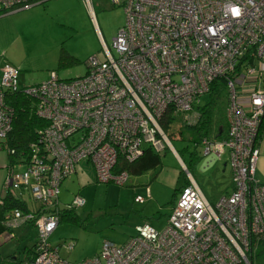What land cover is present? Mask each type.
<instances>
[{
	"label": "built area",
	"instance_id": "2783aa9c",
	"mask_svg": "<svg viewBox=\"0 0 264 264\" xmlns=\"http://www.w3.org/2000/svg\"><path fill=\"white\" fill-rule=\"evenodd\" d=\"M42 1L0 0V14ZM83 1L93 16L91 0ZM109 4L122 5L126 17L112 39L115 55L105 47V60L91 56L82 76L61 79L52 71L46 81L18 86L19 70H2L0 149L12 128L7 90L21 88L35 100V115L46 120L38 141L18 155L3 181V193L20 200L27 193L36 205L5 212L4 226H36L31 264H253L264 252V181L256 175L264 120V0ZM236 7L242 9L239 16L232 12ZM215 79L225 83L226 136L217 142L203 139L202 150L217 159L227 152L231 190L209 202L183 165L188 183L162 229L144 222L122 244L104 240L93 257L79 262L60 257L47 237L59 224L61 209L85 203L80 194L63 208L59 201L61 184L76 164L90 161L98 182L124 185L129 174L116 170L119 158L134 161L146 146L158 153L169 146L177 153L160 118L171 109L184 121L196 122L194 103Z\"/></svg>",
	"mask_w": 264,
	"mask_h": 264
},
{
	"label": "rangeland",
	"instance_id": "374dc122",
	"mask_svg": "<svg viewBox=\"0 0 264 264\" xmlns=\"http://www.w3.org/2000/svg\"><path fill=\"white\" fill-rule=\"evenodd\" d=\"M91 2L93 16L83 0H46L0 16V78L6 66H13L19 70L18 86L46 81L52 71L61 79H71L85 74L91 56L105 60V47L115 55L112 39L125 22L124 8L110 5L109 0ZM61 50L74 57L75 63L60 67L58 56ZM209 99L208 93L200 95L193 106L195 111H199ZM225 107L224 99L217 101L216 110L219 116L223 114L226 124ZM183 117H174L166 132L177 153L184 147L188 151L194 149L189 142L179 138V130L184 129ZM200 154V159L189 168V172L207 197L219 195L231 180L230 164L223 166L228 162V154L225 151L206 167L204 163L209 155H204L201 148ZM159 155L160 166L141 174L130 173L124 185L98 182L90 161L77 163L75 172L61 184L59 201L62 207L75 194H80L85 203L77 207L75 213L82 224L62 220L49 234L47 241L56 247L57 254L70 262H79L95 256L104 240L124 243L136 234L135 227L144 222L162 229L171 202L178 194L173 195V192L185 183L186 176L169 146ZM181 158L186 164L188 157ZM8 164L6 149H0V195ZM13 166L18 168V164ZM147 188L150 197L140 202L138 198H145ZM22 197L29 208L36 205L27 193ZM3 216L0 206V255L12 254L19 247L33 246L36 226L25 223L12 230L5 229ZM262 253L258 252L253 264H264Z\"/></svg>",
	"mask_w": 264,
	"mask_h": 264
},
{
	"label": "trees",
	"instance_id": "16d2710c",
	"mask_svg": "<svg viewBox=\"0 0 264 264\" xmlns=\"http://www.w3.org/2000/svg\"><path fill=\"white\" fill-rule=\"evenodd\" d=\"M43 2L44 1L41 3ZM74 63V57L70 56L64 50L60 51L58 56V64L60 67H67ZM20 89L21 88L15 91L7 90L5 93L6 103L13 108L12 128L6 136L3 146V149H6L7 151L9 161V164L6 166L7 168L17 161L19 154L27 152L30 149L31 144L38 141L37 132L39 129H43L46 125V120L35 115V111L33 110V103L35 100L25 95ZM207 93L210 96L208 102L201 106L199 111H195L193 107L194 112L198 114L196 122L188 123L183 120L184 129L179 130L180 140L189 142L194 146L192 151H188L187 147L178 151L181 155H179L180 157H188L185 164L188 170L189 168L191 169L200 159V148L202 150L203 139H213V142H217L223 140L226 136L227 125L223 119V114L219 116L216 110L217 101L222 99H224L225 102L227 101L224 81L222 79L213 80L210 85L209 92ZM178 115L179 113L174 115L171 109H169L160 118L159 124L165 133L169 129L174 117ZM262 125H264V120H262L261 127ZM211 134L213 137L210 138L209 135ZM12 149L15 151L14 154L10 152ZM160 164L161 156L159 153L154 151L150 146H146L143 149L142 155L134 161H127L124 158H119L116 170H126L128 174H141L147 170L157 168ZM187 183L188 181L185 180V183L176 189L177 191L174 190L173 195L179 193L181 188ZM146 197L148 198L147 194ZM0 206L4 213L11 212L14 208H20L22 210L27 209L24 199L20 200L17 195H13L9 192H5L0 195ZM63 206L61 208H63ZM75 210L76 208L61 209L59 223L62 220L80 223L81 221L75 213ZM5 229L9 228L5 227ZM35 244L36 241L33 246L29 248L25 246L23 248L19 247L12 254L10 253L5 256L0 255V264H31L36 253Z\"/></svg>",
	"mask_w": 264,
	"mask_h": 264
},
{
	"label": "crops",
	"instance_id": "0c3cea01",
	"mask_svg": "<svg viewBox=\"0 0 264 264\" xmlns=\"http://www.w3.org/2000/svg\"><path fill=\"white\" fill-rule=\"evenodd\" d=\"M12 13H13V12H12ZM38 83H40V82H38ZM33 84H37V83H33ZM258 148H259V157H258V162H257L256 175H257V177H258L259 180L264 181V125H262V127H261V129H260V132H259ZM174 150H175V149H174ZM175 152H177V151L175 150ZM175 154L177 155V157H178V159H179V161H180V163H181V165H182V167H183V165H185L184 161L182 160V158L179 156L178 153H175ZM227 157H228V156H227ZM214 161H215V156H214V154H210L209 157L207 158V160H206L205 163H204V165H205L204 167L211 165ZM227 163H228V162L224 163L223 166H226ZM230 178H231V177H230ZM185 180L187 181V179H185ZM194 180H195V179H194ZM195 182H196V181H195ZM196 183H197V182H196ZM197 185H198V183H197ZM198 186H199V185H198ZM231 187H232V183H231V180H230L229 184L225 187V189L223 190V192H222L221 194H219V195L216 194L215 196L213 195V196H211V197H207V196L204 194V192H203V194H204V196L206 197V199H207L209 202L213 203V202H214V201H215L220 195L229 192V191L231 190ZM199 188H200V186H199ZM200 189H201V188H200ZM201 191H202V190H201ZM149 194H150V192H149ZM142 198H143V197H142ZM146 198H147V197H146V195H145V198H144V199H146ZM172 204H173V201L171 202V206H170L169 212H168V214H167V217H168V215H169V213H170V211H171ZM167 217H166V221H167ZM165 223H166V222H165Z\"/></svg>",
	"mask_w": 264,
	"mask_h": 264
},
{
	"label": "clouds",
	"instance_id": "9594fccd",
	"mask_svg": "<svg viewBox=\"0 0 264 264\" xmlns=\"http://www.w3.org/2000/svg\"><path fill=\"white\" fill-rule=\"evenodd\" d=\"M17 11H18V10H17ZM13 12H16V11H13ZM232 12H233V14H234L235 16H239V15L242 14V9L236 7V8H233V9H232ZM11 13H12V12H11ZM5 14H7V13H5ZM5 14H2V15H5ZM2 15H0V16H2ZM185 166H186V165H185Z\"/></svg>",
	"mask_w": 264,
	"mask_h": 264
},
{
	"label": "bare ground",
	"instance_id": "6f19581e",
	"mask_svg": "<svg viewBox=\"0 0 264 264\" xmlns=\"http://www.w3.org/2000/svg\"><path fill=\"white\" fill-rule=\"evenodd\" d=\"M38 84V83H37ZM31 85H34V84H31Z\"/></svg>",
	"mask_w": 264,
	"mask_h": 264
}]
</instances>
